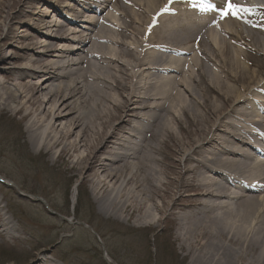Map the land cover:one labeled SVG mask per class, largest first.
Masks as SVG:
<instances>
[{"label": "bare ground", "instance_id": "obj_1", "mask_svg": "<svg viewBox=\"0 0 264 264\" xmlns=\"http://www.w3.org/2000/svg\"><path fill=\"white\" fill-rule=\"evenodd\" d=\"M111 1L82 0L64 22L38 9L21 65L7 69L20 83L0 82V108L25 107L37 151L84 149L74 166L95 171L92 192L114 193L102 203L138 212L146 226L164 209L156 199L187 193L167 216L198 264H264V77L244 60L246 0ZM163 147L169 162L177 157L168 170ZM4 207L6 243L17 235Z\"/></svg>", "mask_w": 264, "mask_h": 264}, {"label": "rangeland", "instance_id": "obj_2", "mask_svg": "<svg viewBox=\"0 0 264 264\" xmlns=\"http://www.w3.org/2000/svg\"><path fill=\"white\" fill-rule=\"evenodd\" d=\"M123 1L112 0L111 6L120 8ZM65 3L71 5L64 7ZM245 4L248 9L241 14L251 45L244 42V60L252 73L262 72L264 77V51L253 47L252 41L256 36L264 43V0H246ZM81 5L82 0H0V58L5 52L12 54L9 63L0 61L4 88L20 83L7 69L21 65L15 56L28 42L22 38L38 26L32 23L38 9L48 10V20L64 22ZM5 22L8 29L3 27ZM24 113L25 107L19 112L0 108V204L16 225L17 235L14 241L0 242V264H35L39 256L58 264H198L177 238L176 222L167 216L172 201L189 203L187 193L180 190L178 195L156 199L164 209L154 225L146 226L137 220L138 212L127 215L115 202L102 203L114 193L92 192L95 171L87 170L86 164L74 166L78 154L85 155L84 149L62 154L58 147L49 152L33 149L27 131L29 117ZM248 148L243 147L244 151ZM162 153L157 157L168 170L177 157L172 156L171 164L166 158L169 150L163 147ZM165 173L167 179L176 177Z\"/></svg>", "mask_w": 264, "mask_h": 264}, {"label": "snow or ice", "instance_id": "obj_3", "mask_svg": "<svg viewBox=\"0 0 264 264\" xmlns=\"http://www.w3.org/2000/svg\"><path fill=\"white\" fill-rule=\"evenodd\" d=\"M208 7H209V8H211V7H212V5H211V4H209V5H208ZM225 7H226L227 9H229V10H230V9H232V8L234 7V5H233V4H231V3H228V4H227Z\"/></svg>", "mask_w": 264, "mask_h": 264}]
</instances>
